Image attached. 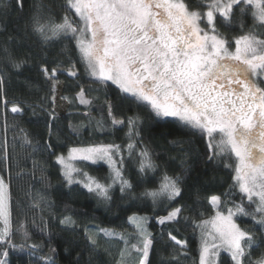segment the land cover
Segmentation results:
<instances>
[{"label": "snow or ice", "instance_id": "snow-or-ice-1", "mask_svg": "<svg viewBox=\"0 0 264 264\" xmlns=\"http://www.w3.org/2000/svg\"><path fill=\"white\" fill-rule=\"evenodd\" d=\"M10 3L0 0V10H6ZM16 3L22 9L23 0ZM63 7L65 14L59 20L39 14L33 17L32 32L42 45L74 40L85 73L94 83L110 82L125 98H132L155 117L176 118L199 133L206 140L209 160L234 158V165L225 164L233 169L232 184L223 193L206 197L214 214L193 221L194 231L200 233L198 264H219L222 251L232 264H264V255L251 259L254 237L237 223V218L250 217L264 228V38L250 30L229 39L218 27H230L239 13L241 17L250 15L254 28H264V0H65ZM9 63L19 70L26 61L9 57ZM39 71L50 82L54 103L63 70L60 65L49 67L45 60ZM66 74L79 79L75 63ZM4 84L5 73L0 70V100L7 106ZM72 100L92 104L83 87ZM10 111L22 114L24 108L13 103ZM49 116L56 118L54 112ZM108 117L114 131L127 125L126 144L91 143L71 146L67 155L53 152L68 187L81 185L105 201L111 200L116 186L122 196L134 188L125 173L126 157L135 156L141 182L159 168L149 148L142 146L137 151V120L117 119L111 104ZM97 127L104 130L102 121ZM24 139L31 143L26 135ZM2 159L7 164L6 141ZM101 162L109 168L105 182L85 170ZM148 182L156 186L145 188L139 198L151 200L153 207L164 201L170 205L182 195L179 176L164 172L158 181ZM33 206L39 203L34 201ZM183 211L184 206L171 208L156 222H179ZM60 222L70 225L73 220L66 216ZM148 223L149 217L133 213L127 217L131 234L99 227L96 233L123 241L117 264H128L133 253L138 258L136 264H150L154 237ZM17 233L27 240L23 225L13 227L10 182L0 175V264H8L9 249L36 257L40 246L15 244ZM168 237L186 251V240L171 232ZM88 239L97 243L91 235ZM38 259L54 264L50 257Z\"/></svg>", "mask_w": 264, "mask_h": 264}, {"label": "trees", "instance_id": "trees-1", "mask_svg": "<svg viewBox=\"0 0 264 264\" xmlns=\"http://www.w3.org/2000/svg\"><path fill=\"white\" fill-rule=\"evenodd\" d=\"M64 4L65 0H23L21 9L16 0H11L6 10H0V70L5 73L3 96L8 101L5 106L0 100V175L10 182L13 227L23 225L28 236L24 240L17 233L13 242L40 246L35 258L9 249L8 264H44L38 259L40 256L50 257L54 264H117L123 241L98 235L96 229L131 234L133 229L127 224V217L133 213L149 217L148 230L154 237L150 264H198L200 233L198 229L194 231L193 221L214 214L206 197L223 193L232 184L233 169L225 164L234 165V158L209 160L206 140L199 133L176 119L155 117L110 83H94L85 73L74 40L61 39L52 45H42L32 32L33 17L39 14L59 20L65 14ZM218 27L229 39L250 30L264 38V28H254L250 15L241 17L237 13L230 27ZM9 57L26 63L17 70L9 63ZM45 60L49 67L60 65L63 70L58 81L63 85V96L72 101L63 115L55 114L50 82L39 71ZM73 63L79 71L78 80L66 74ZM80 87L92 101L90 106L72 100ZM13 103L24 108L22 114L10 111ZM108 103L121 109L122 119L137 120V151L142 146L149 148L159 168L141 182L135 156L126 157L125 173L134 188L122 196L116 186L111 191V200L105 201L81 185L68 187L53 152L66 154L71 146L91 143L126 144L128 127L112 129ZM50 112H54L55 119L49 116ZM98 121H102L103 131L98 129ZM25 135L30 144L25 142ZM5 141L7 164L2 159ZM85 170L102 182L109 176L105 163L89 165ZM164 172L181 178L182 195L170 205L164 201L153 207L151 200L139 198L140 193L155 187V183L148 181H158ZM133 196L137 199H132ZM34 201L39 203L38 207L33 206ZM179 206H184L179 222L157 224L159 216ZM66 216L72 218V224H61ZM237 223L254 237L251 259H260L264 255V229L250 217L237 218ZM169 232L187 241L185 252L170 242ZM90 235L97 241L95 245L88 239ZM137 259L133 253L128 264H136ZM219 264H232L229 255L223 253Z\"/></svg>", "mask_w": 264, "mask_h": 264}, {"label": "rangeland", "instance_id": "rangeland-1", "mask_svg": "<svg viewBox=\"0 0 264 264\" xmlns=\"http://www.w3.org/2000/svg\"><path fill=\"white\" fill-rule=\"evenodd\" d=\"M109 83H110V82H109ZM62 97H64V96H63V85L60 84V83H58V85H57V90H56V93H55V101H54L55 114L58 115V116L67 113L68 108H69V106H70V101H69V99H68V100H66V99H62ZM109 104H111V105L113 106V112H114L116 118H117V119H122L123 113H122L121 109H120L118 106H116L115 104H113V103H108V104H107V111H108V105H109ZM173 119H176V118H173ZM176 120H177V119H176ZM65 155H67V153H66ZM217 160H222V159L217 158ZM101 163H103V162H101ZM263 229H264V228H263ZM223 253L227 254L226 252H223V251H222V252H221V255H222ZM221 255H220V256H221Z\"/></svg>", "mask_w": 264, "mask_h": 264}]
</instances>
